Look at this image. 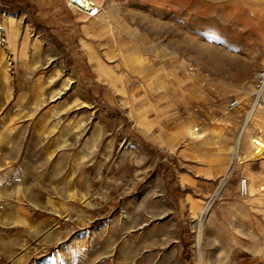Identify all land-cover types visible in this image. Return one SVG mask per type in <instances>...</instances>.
Wrapping results in <instances>:
<instances>
[{"label": "rangeland", "instance_id": "374dc122", "mask_svg": "<svg viewBox=\"0 0 264 264\" xmlns=\"http://www.w3.org/2000/svg\"><path fill=\"white\" fill-rule=\"evenodd\" d=\"M94 1L0 0V264H264V0Z\"/></svg>", "mask_w": 264, "mask_h": 264}, {"label": "bare ground", "instance_id": "6f19581e", "mask_svg": "<svg viewBox=\"0 0 264 264\" xmlns=\"http://www.w3.org/2000/svg\"><path fill=\"white\" fill-rule=\"evenodd\" d=\"M67 1H68L69 5L74 6L76 9H78L82 12L93 7V5H91V3L95 4V2L93 0H67ZM7 29H8V25L6 24L5 20H3V22L0 23V33H3V32L6 33ZM263 92L260 94L259 98H257L256 101H254L253 104L251 105L252 107H250L251 109H249L248 119L254 113V111L258 109L256 107L257 106L256 104L260 101V98H262V100L264 102V93ZM189 133L191 136H195L198 133L197 128L194 129L191 127ZM252 144H253V147H252V151L250 153L249 158L250 159H257V158L263 157L264 156V137L259 136L256 139H253ZM242 158H244V157L242 156ZM226 173H227V175H231L230 171H226ZM245 190L247 191V183L245 184ZM210 202H211V199L206 202V204L204 206L205 210H207V208L210 207ZM205 213L206 212L203 211L202 214L200 215V221L201 222H203V220H204Z\"/></svg>", "mask_w": 264, "mask_h": 264}, {"label": "built area", "instance_id": "2783aa9c", "mask_svg": "<svg viewBox=\"0 0 264 264\" xmlns=\"http://www.w3.org/2000/svg\"><path fill=\"white\" fill-rule=\"evenodd\" d=\"M69 5V4H68ZM93 7H91L90 9H87L86 11H84V13L88 16V17H93L96 16L98 14V6L95 4H92ZM74 7V6H73ZM196 69H193V67L189 66L186 69V72L192 74L193 77H198L200 75H197L198 72L195 71ZM264 90V64L258 68L254 74H253V86H252V92H251V96H252V101H256L257 98H259L260 94L263 92ZM240 104V101L236 98H233L232 100H230L227 104H226V112L232 111L234 110L238 105ZM198 108V107H196ZM199 129L201 128V126H197ZM237 156V151H234V153L232 154V159H235L234 157ZM226 171H230L229 169H227ZM245 184H246V179H241L240 181V185H241V191L242 192H246L245 190Z\"/></svg>", "mask_w": 264, "mask_h": 264}, {"label": "crops", "instance_id": "0c3cea01", "mask_svg": "<svg viewBox=\"0 0 264 264\" xmlns=\"http://www.w3.org/2000/svg\"><path fill=\"white\" fill-rule=\"evenodd\" d=\"M95 4H96V2H95ZM94 17H96V16H94ZM4 20H5L6 24H10L8 26L11 27V20H13V17L4 15ZM147 121L143 122L142 125L140 126V132L142 133L143 139L146 140V141L152 142V143H160V140H161L160 138H162L161 133L158 130H156L154 127L151 126V122H149V121L147 122ZM191 127L194 128V129L197 128V132L198 133L195 136H191L190 133H189ZM191 127H187V130H186L188 132L189 137L190 138L197 137L199 135V133H200V129L198 127H196V126H191ZM244 129H245V127L243 128V130ZM243 130L239 131L238 136H239V134L241 136ZM97 132H98V130L96 129V131L94 132V136L91 135V138L88 139L87 142H85L86 146H88L89 142H96V140H97ZM238 136H237V139H236V145H237V142H238ZM167 138H168L167 140H169L170 135H167ZM174 139H175V137H173V140ZM90 140H92V141H90Z\"/></svg>", "mask_w": 264, "mask_h": 264}]
</instances>
